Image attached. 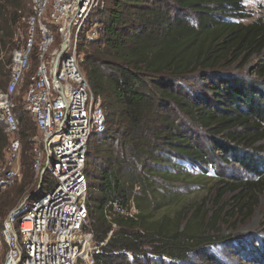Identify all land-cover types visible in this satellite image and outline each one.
Segmentation results:
<instances>
[{
  "label": "trees",
  "instance_id": "trees-1",
  "mask_svg": "<svg viewBox=\"0 0 264 264\" xmlns=\"http://www.w3.org/2000/svg\"><path fill=\"white\" fill-rule=\"evenodd\" d=\"M104 1L105 7L93 15L101 24L99 38L84 40L81 46V51L92 48L82 56V66L93 90L103 97L107 116L106 130L92 142L88 158L87 168L94 174L89 176L90 217L83 230L94 232L97 243L106 241L112 224L105 210L118 225L103 246L104 252L96 254L97 264H189L193 255L205 259L209 245L231 237L206 232L213 229L221 212L208 216L196 205L182 228L170 223V217L153 218V213L183 197L170 190L171 186L156 187L153 177L163 168L164 177L186 176L190 174L185 171L186 164L209 160L207 152L186 132L184 124L188 122L183 119L177 124L181 112L188 114L194 126L215 136L226 132L224 139L215 140L216 151L232 154L243 169L264 179L263 157L254 147L264 139V83L218 75L264 52V18L245 23L243 0ZM30 2L0 0V53L15 47L13 38L32 13ZM11 58L8 56L7 62L0 59L4 88L9 82ZM33 62L32 70L35 55ZM257 73H264V63ZM192 79L199 83L210 80L205 86L209 89L206 97L191 90L195 84L186 82ZM25 89L17 95L15 106L23 180L0 194V234L2 219L34 178L35 130L24 106ZM6 129L0 115V166L12 140ZM249 149L256 152L246 151ZM233 185L235 191L241 189L236 195L240 202L259 181L244 179ZM227 191V186L220 189L222 195ZM133 201L140 212L124 215L122 210H130Z\"/></svg>",
  "mask_w": 264,
  "mask_h": 264
},
{
  "label": "built area",
  "instance_id": "built-area-1",
  "mask_svg": "<svg viewBox=\"0 0 264 264\" xmlns=\"http://www.w3.org/2000/svg\"><path fill=\"white\" fill-rule=\"evenodd\" d=\"M30 3L26 43L13 51L9 82L0 90V115L12 137L0 166V190L23 179L15 114L16 97L23 87L25 110L35 130L32 154L38 182L4 222L7 254L0 256V264H97L96 254L104 252L118 225L105 210L112 224L106 241L97 243L94 232L83 230L90 217V181L85 173L89 149L105 132L107 116L103 97L85 76L81 46L84 40L99 38L101 24L93 15L105 7V1ZM114 206L120 209L117 203ZM122 212L134 216L133 204Z\"/></svg>",
  "mask_w": 264,
  "mask_h": 264
},
{
  "label": "rangeland",
  "instance_id": "rangeland-1",
  "mask_svg": "<svg viewBox=\"0 0 264 264\" xmlns=\"http://www.w3.org/2000/svg\"><path fill=\"white\" fill-rule=\"evenodd\" d=\"M243 2L246 7V16L243 18L245 23L257 20L259 17L264 18V0H243ZM22 22H24V24L19 26L13 38L15 47L12 51L7 49L0 53V59L4 62H7L6 59L8 56L12 57V53L16 48L21 47L26 43L28 36V22L27 20H23ZM88 52H92L90 46L85 47L82 50L83 58ZM261 63H264V52L260 53V55L253 56L245 65L241 67L239 63L231 65L230 68L219 71L218 75H232L239 78L245 77L249 80L253 79L264 83V73H257L258 66ZM6 69H9V66H7ZM195 79L186 83H191L192 85L195 84V86L193 85L191 88L194 93L198 92L206 94L209 89L205 88V86L208 85L210 80L199 83V81H196ZM0 90H4L1 83ZM206 96L207 94L205 97ZM177 116V124L184 121L183 119L191 124V126L188 123L184 124L187 129L186 132L194 137V140H197L196 143H199V146L207 152L209 160L205 163L198 161L199 163L186 164L185 171H190V174L186 176L181 174L178 178L172 179L164 177L163 168V171H161L162 173L153 177L154 185L156 187H164L168 189V187L171 186L172 188L170 190L183 196L179 201L176 200L167 207L159 209V211L153 213V218L162 219L164 217H170V223L174 221V223L180 224V228H182L186 222L188 213L191 212L196 205H199L201 209L206 211L208 216L213 215L215 212H221L218 222L211 227L213 229H207L206 232L210 231L211 233H219L224 236L231 235V237L221 244L209 245L208 252L205 254V259H202V257L200 259L193 255V257H191L192 261H189V264H264V179L262 180L261 178L254 176L252 172L245 168L243 169L238 163H236L232 154H222L219 151H216L214 148L215 140L224 139L226 132L216 134L215 136V134L213 135L206 128L204 129L199 126H194L193 124L195 123H193L192 119L188 117V114L180 112L177 113ZM184 128L182 129L184 130ZM91 147L92 146L90 145L89 154L91 153ZM254 147L256 150L258 149L257 153L263 157L262 161L264 168V139ZM255 149H249L246 151L256 152ZM243 153H245V151L242 153L240 152L239 155H243ZM20 164L22 171V156L20 158ZM85 173L88 174V176L94 174L92 168H87ZM244 179L253 182L259 181V185L256 189H253L252 191L249 190V195L248 197H245V201L241 200L239 202L236 195L241 189L235 191V189H233V184H235L236 181ZM35 180L36 175L34 173L32 182L26 187L25 193L18 199L16 206L21 202L29 190L34 189ZM21 181H17L12 186L0 190V194L6 190H10L15 187V185H19ZM225 181H232L233 183L227 185L226 183H223ZM51 185V176L48 175L46 187L49 188ZM224 186H227L228 191L222 195L220 189ZM137 189L138 188H136V190ZM41 195L42 194L39 193L37 196ZM245 202V206L243 205V207L240 208ZM16 206L6 213L7 215L2 219L3 222H5L8 215H10L9 213L15 209ZM133 211L134 214L140 212L134 201ZM6 254L7 245L4 239V234L2 233L0 234L1 258ZM162 264H168V262L162 261Z\"/></svg>",
  "mask_w": 264,
  "mask_h": 264
}]
</instances>
